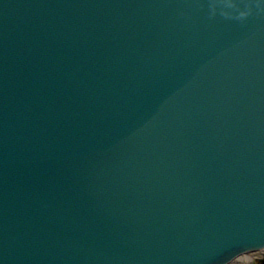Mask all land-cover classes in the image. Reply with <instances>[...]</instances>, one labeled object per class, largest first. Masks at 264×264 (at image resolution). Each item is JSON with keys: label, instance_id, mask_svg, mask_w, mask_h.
Here are the masks:
<instances>
[{"label": "water", "instance_id": "obj_1", "mask_svg": "<svg viewBox=\"0 0 264 264\" xmlns=\"http://www.w3.org/2000/svg\"><path fill=\"white\" fill-rule=\"evenodd\" d=\"M263 248L264 0H0V264Z\"/></svg>", "mask_w": 264, "mask_h": 264}, {"label": "rangeland", "instance_id": "obj_2", "mask_svg": "<svg viewBox=\"0 0 264 264\" xmlns=\"http://www.w3.org/2000/svg\"><path fill=\"white\" fill-rule=\"evenodd\" d=\"M230 264H264V249L239 257Z\"/></svg>", "mask_w": 264, "mask_h": 264}, {"label": "bare ground", "instance_id": "obj_3", "mask_svg": "<svg viewBox=\"0 0 264 264\" xmlns=\"http://www.w3.org/2000/svg\"><path fill=\"white\" fill-rule=\"evenodd\" d=\"M242 257V256H241Z\"/></svg>", "mask_w": 264, "mask_h": 264}]
</instances>
